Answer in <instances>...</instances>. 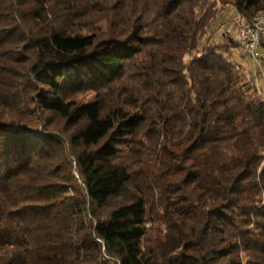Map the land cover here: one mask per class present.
Segmentation results:
<instances>
[{
	"label": "trees",
	"instance_id": "trees-1",
	"mask_svg": "<svg viewBox=\"0 0 264 264\" xmlns=\"http://www.w3.org/2000/svg\"><path fill=\"white\" fill-rule=\"evenodd\" d=\"M231 7L264 0H0V264H264Z\"/></svg>",
	"mask_w": 264,
	"mask_h": 264
},
{
	"label": "rangeland",
	"instance_id": "rangeland-1",
	"mask_svg": "<svg viewBox=\"0 0 264 264\" xmlns=\"http://www.w3.org/2000/svg\"><path fill=\"white\" fill-rule=\"evenodd\" d=\"M239 19L240 16L234 8L231 7L227 9L222 16L218 17L213 22L209 32V44H220L222 41L227 44L228 38L227 36L223 37V34H228L233 39L237 40V22ZM207 41L204 38L201 42V46L205 45ZM230 56L234 59L235 70L242 78L243 82L251 87L253 94L264 98V48H261L260 56L256 60L245 54L241 46L232 48ZM60 126L61 125L56 124L55 128H57V131L63 132L64 135L68 134V132L62 130Z\"/></svg>",
	"mask_w": 264,
	"mask_h": 264
},
{
	"label": "built area",
	"instance_id": "built-area-1",
	"mask_svg": "<svg viewBox=\"0 0 264 264\" xmlns=\"http://www.w3.org/2000/svg\"><path fill=\"white\" fill-rule=\"evenodd\" d=\"M238 39L245 54L258 59L264 44V17L254 15L247 20L241 17L238 22Z\"/></svg>",
	"mask_w": 264,
	"mask_h": 264
},
{
	"label": "bare ground",
	"instance_id": "bare-ground-1",
	"mask_svg": "<svg viewBox=\"0 0 264 264\" xmlns=\"http://www.w3.org/2000/svg\"><path fill=\"white\" fill-rule=\"evenodd\" d=\"M257 15H259V17H264V13H259Z\"/></svg>",
	"mask_w": 264,
	"mask_h": 264
}]
</instances>
